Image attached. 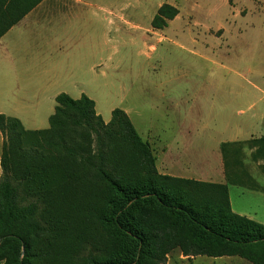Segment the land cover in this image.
<instances>
[{
  "label": "trees",
  "instance_id": "obj_1",
  "mask_svg": "<svg viewBox=\"0 0 264 264\" xmlns=\"http://www.w3.org/2000/svg\"><path fill=\"white\" fill-rule=\"evenodd\" d=\"M43 1L0 0V39ZM178 14L163 5L153 27ZM56 102L45 130L0 115V264H165L176 250L264 264V224L231 206L229 184L257 188L238 143L222 145L227 183L176 178L124 110L106 123L86 95ZM247 145L264 173V136Z\"/></svg>",
  "mask_w": 264,
  "mask_h": 264
},
{
  "label": "rangeland",
  "instance_id": "obj_2",
  "mask_svg": "<svg viewBox=\"0 0 264 264\" xmlns=\"http://www.w3.org/2000/svg\"><path fill=\"white\" fill-rule=\"evenodd\" d=\"M88 1L125 16L127 23L97 31L100 45L107 42L108 46H119L120 53L113 55L98 48L92 60L84 61L86 69L94 66L93 71H84L81 89L69 92L79 97L82 90L96 102L97 111L106 121L111 120L113 110L126 111L146 140L148 133L159 134L164 142L172 140L183 124L194 148L207 151L215 165L222 157L223 143L247 138L238 143L243 148V163L264 186L262 162L253 160L254 151L247 145L264 136V10L242 20L233 17L226 0ZM237 2V11L246 4V0ZM162 3L177 4L182 18L163 30L166 39L156 45L154 53L143 42L132 40L140 34L136 26H151ZM225 18H229L227 23ZM221 20L234 31L227 36L229 41L216 39L211 33ZM239 27L246 30L242 36L236 32ZM4 48L3 43L0 81L4 80L2 73L7 66L20 65L22 61ZM157 157L160 164L163 155L158 152ZM193 168L191 173L196 175L197 168L202 170L203 166L198 163ZM206 172L217 179L220 170ZM230 195L235 209L253 211L264 221V195L239 186H231ZM180 255L179 250L172 252L167 262L251 264L238 257L181 262L177 261Z\"/></svg>",
  "mask_w": 264,
  "mask_h": 264
},
{
  "label": "crops",
  "instance_id": "obj_3",
  "mask_svg": "<svg viewBox=\"0 0 264 264\" xmlns=\"http://www.w3.org/2000/svg\"><path fill=\"white\" fill-rule=\"evenodd\" d=\"M226 1L232 8L233 17H240L242 20H246L251 15H260L264 10V0H246V4H242L238 11L237 0ZM165 4L162 3L159 6L157 14ZM169 5L178 9L179 14L175 19L169 20L164 29H169L182 18V11L177 7V4ZM154 18L148 28L143 29L136 26L140 34L132 41L133 43L143 42L150 48V51L155 53L157 52L156 45L162 43L166 37L163 36L164 29L153 27ZM223 20L219 23L216 31L211 30V33L216 35V39L229 41L227 36L234 31L228 28ZM224 21L227 23L229 18H225ZM120 23L122 26L127 23L125 16L119 15L109 7L94 6L88 0H44L41 2L0 39V45L5 44L4 49L8 54L22 60L19 62L20 65L7 66L2 73L4 80L0 81V115L20 120L25 129L29 131L48 129L49 126L45 127V125L49 124L50 117L55 114L56 98L60 94H68L74 99H80L86 95L82 90L79 97L69 92V90L81 89L84 71H93L94 66L91 64L86 69L84 61L87 63L88 59L92 60L97 54L98 48H101V51L119 55V46H108L107 42L105 45L99 44L97 31L100 28L116 26ZM236 32L242 36L246 30L239 27ZM98 114L100 115L99 112ZM178 135L172 140H165V142L159 134L148 133L145 136L147 140L140 135L143 140L150 143L155 155H158V152L163 155L160 164L156 155L157 169L160 174L201 182L227 183L223 155L217 158V165H215L207 151L194 148L190 140V132L187 128L184 129L183 124ZM245 139L233 140L223 144L245 142ZM4 141L5 137L0 131V178L3 176L1 158ZM198 163L203 166V169L197 168V173L194 175L191 172ZM215 168L220 170L217 179L206 172ZM252 178L257 184V188L248 189L264 195V186L257 182L253 176ZM231 186L237 185L229 184V194ZM230 201L232 210L236 214L264 224V221L259 220L253 211L248 212L243 207H239L238 210L235 209L231 195ZM178 258L177 261L187 262L202 257L189 259L180 255ZM170 261L169 259L166 264H171Z\"/></svg>",
  "mask_w": 264,
  "mask_h": 264
}]
</instances>
